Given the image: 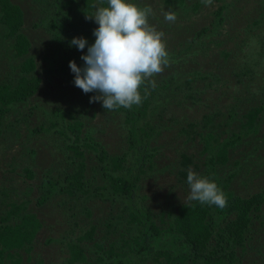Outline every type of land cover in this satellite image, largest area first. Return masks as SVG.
<instances>
[{"label":"rangeland","instance_id":"obj_1","mask_svg":"<svg viewBox=\"0 0 264 264\" xmlns=\"http://www.w3.org/2000/svg\"><path fill=\"white\" fill-rule=\"evenodd\" d=\"M12 2L23 12L22 33L27 36L30 49L27 56L17 57L13 50L14 39L8 36L0 21V84L14 87L20 78L22 61L30 57L35 58L36 76L41 83L36 95L26 103L12 106L16 108L9 109L0 122V219L16 211L11 218L29 213L41 222L32 250L21 251V264H62L65 255L60 240L65 234L77 240L93 230L92 238L81 242L87 250L96 245L126 247L123 242L129 240L131 234L121 218L119 204L110 198L113 194L103 191L108 201L100 196L102 191L98 189L106 185V181L95 155L87 154V179L93 181L91 189L74 196L63 193V188L68 186L67 173L77 168V162L65 152L69 143L64 142L57 128L35 134L55 108L70 109L71 115L86 124L84 134L92 132L116 153L120 151L117 147L120 115L115 118L116 110H105L102 102L90 103L97 93L85 94L73 82L67 83L55 72H49L52 66L44 58L53 54L55 60L60 59L59 45L46 25L51 10L35 0ZM196 3L200 7L193 11L191 8ZM134 4L141 8L150 6L153 12L149 23L164 33L170 64L154 79L170 80L175 69L177 73L185 71L176 85L172 83L165 92L146 85L148 94L154 95L152 124L165 125L164 134L156 135L153 142L159 154L139 193L146 197V206L168 224V213L177 215L182 205L193 202L187 199L190 188L184 173L192 169L205 177L206 154L202 153V136L190 125H200L205 115L218 110L224 111L225 119L230 114L236 115L229 126L230 135L241 131L246 115L256 114L257 131L236 144L226 165L216 169L221 176L234 175L231 188L236 194L264 193V0H213L211 5L201 0H188L186 5L178 0H134ZM222 5H226V21L219 33L196 44L195 50L182 45L209 26L214 12ZM169 9L176 14L174 23L164 19V12ZM179 51L180 57L175 63L171 55ZM83 52H87V47ZM193 71L200 75L195 82L189 77ZM197 92L200 94L196 97ZM222 129H219L220 135ZM184 156L192 159L186 166ZM27 171L33 177H29ZM45 173L58 179V187L49 201L39 204V198L47 191L41 187ZM252 217L250 239L247 247H238V261L264 264V204ZM15 262V259H6L2 264Z\"/></svg>","mask_w":264,"mask_h":264},{"label":"trees","instance_id":"obj_2","mask_svg":"<svg viewBox=\"0 0 264 264\" xmlns=\"http://www.w3.org/2000/svg\"><path fill=\"white\" fill-rule=\"evenodd\" d=\"M35 1L51 10V17H46V25H49L52 39L59 45L60 59L58 61L53 54L44 58V61L52 66L49 72H55L67 83L73 82L74 74L68 71L69 63L74 60L77 66L82 68L84 61L81 60V56L87 52H79L76 47L70 46V42L77 37L87 39L89 45L95 42L93 31L98 25L94 21L87 20L86 16L92 15L95 7H107V0H103V3L101 0ZM178 1L181 5H186L188 0ZM130 2L134 3V0ZM199 7L200 5L196 3L191 9L197 11ZM226 10V5L220 6L214 12L211 24L198 31L191 42L183 41L182 45L195 50L196 44L202 43L214 33H219L226 21ZM0 14L1 24L5 27L8 36L14 39L15 55L19 58L27 56L30 42L22 33L24 15L21 8L12 0H0ZM171 57L176 63L180 57V51L174 52ZM36 68L35 58H27L21 63L20 78L14 87L0 84V122L9 109L16 108H11L12 106L26 103L36 95L41 83L36 76ZM180 74H185V71L177 73L175 69L170 80L155 79L157 85L155 89L165 92L172 83L176 85L178 77H181ZM198 76H200L199 73L193 71L189 77H192L195 82ZM145 86L141 87L142 96ZM195 94L197 97L200 93ZM152 97L154 95L148 94L141 105H134L131 109L123 107L116 109L115 118L120 115L118 118L120 143L117 145L120 151L116 153L111 152L109 145L106 146L100 142L92 132L84 134L86 124L82 119L71 115L70 109L55 108L36 130L35 134L50 132L57 128L55 131L64 137L65 143H69L65 152L71 154L73 161L77 162V168L67 173L65 180L68 186L63 188V193L74 196L91 189L93 181L87 179V154L95 155L104 173L103 179L106 181V185L98 189L102 191L100 196L104 197L102 198L104 201H108L109 198L103 191L113 194L110 198L113 203L119 204L121 218L127 224L131 234L129 240L123 242L126 247L96 245L88 250L82 247L81 242L91 239L93 230L78 237L77 240L65 234L61 240L59 239L65 255L62 264H146L148 262L241 264L238 261L237 249L238 247L243 249L248 245L252 216L261 211L264 193L248 196L236 194L231 188L234 175L221 176L216 168L226 165L229 153L236 144L257 131L256 114L246 115L247 121L241 131L234 132L232 135H230L229 126L236 115L230 114L225 119L222 110L205 115L200 123L203 127L198 124L190 125L196 134L202 136V153L206 154L203 173L224 191L227 206L220 209L193 201L191 204L182 205L177 215L168 213L170 221L166 224L163 217L155 216L149 210L146 206V197L140 195L149 170L153 169L154 159L159 154L158 150L152 146L153 142L156 135L164 134L162 128L165 126L160 123L155 127L152 124L155 119V116L151 115L152 101H154ZM196 97L193 100H196ZM197 127L205 131L203 129L198 131ZM220 128H223L222 135L219 134ZM190 162H192L191 158L183 157L184 166ZM184 174L187 177V173ZM27 175L33 177L30 171H27ZM41 187L47 191L39 198V204L51 199L57 191L58 179L45 173ZM12 214L10 217L0 219V264L6 259H15L14 264H21V251L32 250L37 230L41 227V222L36 215L29 213L20 215L19 213L15 217L17 219H13ZM17 221L19 222L16 223ZM66 240H69V243Z\"/></svg>","mask_w":264,"mask_h":264},{"label":"clouds","instance_id":"obj_3","mask_svg":"<svg viewBox=\"0 0 264 264\" xmlns=\"http://www.w3.org/2000/svg\"><path fill=\"white\" fill-rule=\"evenodd\" d=\"M211 5L213 0H201ZM103 3V0H101ZM107 7H95L86 19L98 25L94 29L95 42L89 45L83 37L73 38L70 45L81 52L84 66L78 67L70 61L69 67L74 74V85L85 94L97 93L90 103L102 102L105 110L120 107L131 109L142 104L147 98L150 85L155 89V76L169 66V53L164 42V33L149 23L153 10L139 7L130 0H107ZM175 12H164L166 22L174 23ZM144 94H141V87ZM187 184L190 194L187 199L200 204L224 209L227 198L218 184L208 177L188 170Z\"/></svg>","mask_w":264,"mask_h":264}]
</instances>
